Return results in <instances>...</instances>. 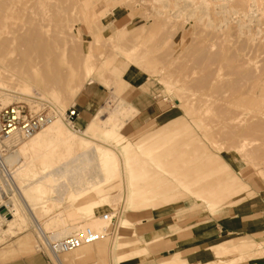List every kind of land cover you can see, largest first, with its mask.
I'll return each mask as SVG.
<instances>
[{
    "label": "rangeland",
    "instance_id": "rangeland-1",
    "mask_svg": "<svg viewBox=\"0 0 264 264\" xmlns=\"http://www.w3.org/2000/svg\"><path fill=\"white\" fill-rule=\"evenodd\" d=\"M9 2L11 7L5 22L16 28L23 19L45 17L50 21V28L60 30L68 39L65 59H80L72 63L74 76L70 73V63L62 64L67 76L64 87L59 90L44 91V87L29 81L25 82L26 87L0 89V110L7 105L21 104L30 114L44 111L50 116H60L64 129L75 139L70 152L60 158L59 153L64 149L57 140L24 148L33 136L17 133V138L10 141H4L2 136L0 149H4V155L13 153L15 158L7 166L13 171L14 181V172L21 170L20 178L25 185L38 179L46 169H57L69 155L80 153L81 157L73 164L80 175L74 177L67 169L68 178L59 176L53 181L49 176L44 182L48 194L55 197L59 192L64 194L61 202H37L32 211L15 202L22 216L15 222L6 223L0 215V264L32 253H44L52 264H58L40 232L46 235L63 232L62 236H68L74 233L64 231L93 228L81 222L104 213L111 214L113 221L104 220L94 230H108L110 235L81 250L60 253L58 257L64 264L133 261L148 248L119 253L123 249H117L118 228L127 231L147 218L159 221L162 231L167 227L178 229L181 221H198L196 234L206 235L190 241L195 248H203L202 254L196 256L203 264H264V231L219 235L214 229L217 225L232 224L235 220L239 223L240 219L248 218L249 222H262L258 228L264 230V130L259 134L256 132L259 130L247 132L251 119H257L264 108V0ZM235 69L239 73L234 74ZM129 72L138 76L134 73L128 80H139L141 88L149 85L165 109L160 118L138 129L125 125L128 114L133 111L122 96L129 85L125 79ZM92 80L111 91L97 112L96 121L100 124L97 130L91 128L95 114L82 126H74L68 118L76 91ZM117 103L126 105V114L114 113V126L107 129L102 119L112 114L108 109ZM215 110L219 112L216 115ZM225 125L237 127L236 137L233 136L236 141L232 144L218 133ZM48 126L38 133L51 127ZM108 148L115 157L109 161L113 186L104 191L111 205L95 190L74 196L89 180L81 176L98 175L95 178L98 180L106 175L102 163L107 159ZM17 151L19 159L15 156ZM88 158L92 161L86 164ZM200 159L211 161L202 166ZM56 169L53 174H57ZM62 181L65 184L56 191L55 187ZM7 192L0 184V205L14 197L16 190L9 195ZM212 194H218L219 199ZM95 200H103L102 204L106 205L101 211L87 212L85 203L93 204ZM69 211L71 216L66 214ZM26 233L28 247L24 250L20 242ZM192 259H185L177 248L159 264H190Z\"/></svg>",
    "mask_w": 264,
    "mask_h": 264
},
{
    "label": "bare ground",
    "instance_id": "bare-ground-1",
    "mask_svg": "<svg viewBox=\"0 0 264 264\" xmlns=\"http://www.w3.org/2000/svg\"><path fill=\"white\" fill-rule=\"evenodd\" d=\"M254 6L256 7V5H254ZM10 7L11 6H10L9 0H2V1L0 0V89L15 88L16 86L26 87L25 82H27V81H29L30 83L35 82L36 86L39 88L41 86L44 87V91H46V90L56 91V90L63 88L64 84L66 82L65 79H66L67 75H64L62 64L65 62L68 64L70 63L69 64L70 73H71V75H73L72 73L75 71V67L73 66L72 63H73V61L77 62V60L80 59L79 57H77V58L73 57L72 58L73 60H71V59L66 60L65 59L66 58L65 57V49H66L65 45L68 42L66 35H63V33L60 30L50 28L49 27L50 25L48 24V23H50V21H48L45 17H42L39 20H34L31 18L23 19V20H21V23L19 22V25L16 26V28H15V26L13 27L8 22L4 21V19L7 17V14H8L7 11ZM75 51L76 50L74 49V53H75ZM77 52H78V50H77ZM215 56L216 55H214L212 57H214V59H216ZM241 65H242V63H241ZM237 66H239V64ZM232 69H234V68H232ZM234 71H235L234 74L239 73V72H236V71H238V69L237 70L235 69ZM249 72H248V74L247 73L246 74L249 75ZM201 80H205V79H201ZM238 80L240 81V79H238ZM239 81H237V82H239ZM235 82H236V80H235ZM203 84H204V82H203ZM28 85H29V83H28ZM252 98H253V96H252ZM125 107H126L125 104L117 103L115 105V107L108 109L109 112H112V114H110L109 117L107 116L106 118L102 119L104 122V124H103L104 127L107 129L113 128L114 122L116 120V116L113 117V114L114 113H117V115L126 114V110H125L126 108ZM221 108H222V110L224 109L222 105H221ZM216 110H215V115H216V113H219L218 111L216 112ZM226 110H228V109H226ZM231 110H233V112L235 111V109H231ZM136 111L137 110L133 107V111L129 114L127 113L128 114L127 119H129ZM239 112L240 111H238V113ZM233 115H236V113ZM259 115L260 116L257 119H251L250 123L248 124L249 128H248L247 132L250 133L251 131L253 132V131L259 130V132L256 131L259 134L260 131L262 132V130H264V122H261V118L264 117V108H263V110H261ZM100 117H101V115H100ZM235 118H236V116H235ZM233 123H230V124H233ZM48 125L51 126L49 129H47L45 131L43 130L44 132H42V133H38L41 131V129H46ZM99 125H100L99 122L95 120L91 124V128L94 130H97V127ZM45 126L42 127L36 133L37 135H35V134L33 135V137L30 139V141L25 144L24 148L39 146L43 141L48 142V141H53V139H54V140H57L59 142L60 148L62 146V148L64 149V150H61V152L59 153V157L64 158L65 156H63V155H65V153L70 152V150H71L70 145L75 140L73 135H71L69 132H67L64 129V122H63L62 117H60V116H52V121ZM236 129H237L236 126L231 127L229 125L228 126L225 125V127H223V126H222V128L220 127V130L218 131V133H220L219 135L222 134L223 135L222 137H224V138L226 137L230 141V144H232L236 141V139H235L236 136L234 135V133L236 132ZM245 133H246V131H245ZM216 135L219 136L217 133L215 134V136ZM215 136H213V137L216 138ZM233 136H235V137L233 138ZM243 136H244V134H243ZM244 137H245V139H247L246 136H244ZM254 137L257 138V135ZM12 138H17V134L14 133V134H11L7 137L4 136L3 140L4 141H10V139H12ZM239 138H242V137H239ZM250 138H252V137H250ZM85 140H87V139H85ZM254 140L255 139H253V141ZM249 141L252 142V139L251 140L249 139ZM109 142L113 143V144L116 143L114 141H109ZM262 145H263V143H262ZM117 146L121 147L120 144H118V143H117ZM108 150L105 152L107 159L102 163V166H104L105 170L107 171L106 175L104 177L98 178V180H95V178L98 177V175H95V178H94V176H91V177L81 176L85 180L86 179H89V180H88V182H84L82 184V186H80V188L77 189V191H75L74 196H78V195L81 196L83 194L91 192V190H95V191L100 192V196L105 199L104 202H107L109 204L111 203L108 201V199H106L107 193H104V191H105V188L107 190V188H110L111 186H113L112 184H110L112 181L113 174L111 173V166L109 165V161L114 160L115 157L111 153L113 151L110 148H108ZM18 153L19 152L17 151V154H15L16 158H17V155H19ZM12 154L13 153L4 155L5 162L7 165H11V163L14 162L13 160H15L14 154L13 155ZM79 154L77 156L69 155L67 158L62 160L58 166L56 165L58 167L56 169L57 174H53V176H51V179L53 178V181H54V180L58 179L59 176L60 177L65 176L66 178H68L69 175L66 176L67 175V172H66L67 169L71 171V173H72V175H74V177L76 174L80 175V173H76V171H75V169H77L78 167L73 165L76 163V161H79V159L81 157V156H79ZM81 154H83V153L81 152ZM17 159H19V158H17ZM91 161H92V159L88 158V159H86L85 163L87 164V163H90ZM210 161H211V159H208V162H210ZM82 162H84V161H82ZM208 162L200 159L199 165L205 166V165L209 164ZM114 165H115V168H116V166H118L117 163H115ZM73 166H75V167H73ZM116 171H117V169H116ZM20 173H21V170H18V172L16 171V173L14 172L15 181H14L13 171H11V178H10L11 181L9 180L7 175L2 176L0 174V184L3 185V187L5 186L7 188V190L9 191V192H7L8 195H9V193L16 190L15 195L11 194V196L13 195L14 197H10L9 199H7V201H5L6 203H8L9 206L6 205V203H3L0 205V208L1 207L6 208V212L0 213L1 220L3 219L6 223L7 222H13V221L14 222L19 221L22 218V216L18 213L17 207L14 205L15 202L16 203L20 202L25 207V209L32 211V207L36 206L37 202L54 201V202L59 203V202H61V200L64 196V194L61 195L60 192H59L58 197H57V195L55 197V196L50 195V193L49 194L47 193L48 190H47L44 182L46 181V178H48V176L39 177L38 179H36L33 182H29V183H26L25 185H22ZM83 174L85 175V173H83ZM8 184L12 186V190H11V188L9 190ZM63 184H65V181H62L61 184H58V186L55 187V190L59 191L60 187H62ZM212 185H213V183H212ZM14 187H15V189H14ZM52 187L54 188V186H52ZM49 190H50V188H49ZM63 191H65V190H63ZM203 191H205L204 188H203ZM49 192H51V191H49ZM218 193H220V191ZM213 194H212V196H213ZM212 196H211V198H213V197L218 198L217 197L218 194H216L213 197ZM102 202H103V200H102ZM102 202H100V200H99V202L97 200H95L94 202H92L93 204H89V203L86 204L85 203L87 212H89V211H101L104 208V205H106V203L103 205ZM211 203H213V202H211ZM213 204L216 207V203H213ZM216 210H217V208H216ZM66 214H67V216L70 215V211L67 212ZM73 215H74V213H73ZM107 215L108 216L110 215V217L112 218L111 214L107 213ZM32 220L34 221L33 216H32ZM104 220L105 219H103V214H102V215H99L98 218L86 219L85 221H87V222L83 221L81 223L82 224L86 223V225L92 226L93 227L92 229L94 230V229H97L99 227V225L104 224ZM93 221H95V222H93ZM106 221H111V220H106ZM81 223H80V226H81ZM99 231H101V230H99ZM64 232L76 233L77 231L74 229H69L68 231H64ZM40 233L42 235V238L44 240L48 241V244L50 242L60 241V239H63L65 237V236H62L63 232L62 233L61 232L60 233L55 232V233L49 234V235H46V233H43L42 231ZM102 239H104V238H102ZM100 240L101 239H98V240H96L92 243H89V244H93V243L98 242ZM89 244H84V245L78 247V249H75V251L81 250L83 247H85ZM72 251H74V250H72ZM72 251H67V252H72ZM67 252H63V253H67ZM55 258H56L58 264H64V262H63V260H61V258H59V257H55Z\"/></svg>",
    "mask_w": 264,
    "mask_h": 264
},
{
    "label": "crops",
    "instance_id": "crops-1",
    "mask_svg": "<svg viewBox=\"0 0 264 264\" xmlns=\"http://www.w3.org/2000/svg\"><path fill=\"white\" fill-rule=\"evenodd\" d=\"M121 69H124V67ZM134 73L135 72H129L125 79L128 80L130 76L137 75V73ZM138 81L139 80L134 79L128 80L129 85L126 88V91L122 94L123 99L129 104V106L132 108L134 107L137 110L130 119L125 122V125L134 129L144 127L148 122L160 118L165 112V109L162 107L158 98L154 95L151 87L148 85L146 87L147 89L141 88ZM110 93L111 91H109V88L101 82H98L97 80L87 81L82 88L76 91L73 104L70 106L76 110L75 116L70 120L73 125H87L89 123L88 121L96 115L92 120L93 123L96 120L99 108L108 98ZM49 167H51V165H49ZM55 169L56 167L46 169L43 174L38 176H52ZM49 208L50 207H48V209ZM57 212L52 215L55 216ZM83 219L85 218L83 217L81 220ZM158 223L160 222L147 218L138 222L133 228L129 227L127 231H122L121 227L118 228L119 240L117 245H120L117 249H123V251L119 253L130 252L136 249L147 250L148 248V251L142 252L133 259V261H126L120 264H159L161 260L166 259L167 255L172 254L177 248L181 249L185 259L193 258L190 264H203L201 258L196 257L197 255L200 256L202 254L200 252L203 248H195L190 241L195 238L201 239L206 235L198 236V234H196L195 226L199 223L198 221L190 220L184 223L181 221L180 225H178V229L167 227V230L165 231H162ZM261 224L262 222L258 224L249 222L248 218H242L239 223L238 220H235L232 224L214 226V229L215 233L219 235H222L224 232L231 233L236 231L247 234H256L264 231L262 228H258ZM119 232L121 233L119 234ZM25 236L26 237L20 242L21 247L24 250L28 247L27 238L29 235L26 233ZM2 264H52V261H50L44 253H32L18 257L17 259H12L11 261H6Z\"/></svg>",
    "mask_w": 264,
    "mask_h": 264
},
{
    "label": "built area",
    "instance_id": "built-area-1",
    "mask_svg": "<svg viewBox=\"0 0 264 264\" xmlns=\"http://www.w3.org/2000/svg\"><path fill=\"white\" fill-rule=\"evenodd\" d=\"M75 114L76 110L72 107L68 109L69 120H71ZM51 121L52 116L48 115L47 112L41 111L37 114H30L21 104L7 105L0 110V137H7L14 133H18L24 137H30ZM3 150L0 149V174L2 176L7 175L11 181V171L5 162ZM103 219L113 221V217L111 218L107 213L103 214ZM108 234V230L95 231L90 227H84L74 234L65 236L63 239H60V241L50 242L49 250L55 257H58L60 253L72 251L84 244L106 238Z\"/></svg>",
    "mask_w": 264,
    "mask_h": 264
},
{
    "label": "water",
    "instance_id": "water-1",
    "mask_svg": "<svg viewBox=\"0 0 264 264\" xmlns=\"http://www.w3.org/2000/svg\"><path fill=\"white\" fill-rule=\"evenodd\" d=\"M0 212H1V213L6 212V208H5V207H4V208H0Z\"/></svg>",
    "mask_w": 264,
    "mask_h": 264
}]
</instances>
